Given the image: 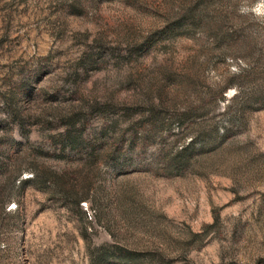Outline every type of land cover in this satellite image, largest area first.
Returning <instances> with one entry per match:
<instances>
[{
  "label": "rangeland",
  "instance_id": "1",
  "mask_svg": "<svg viewBox=\"0 0 264 264\" xmlns=\"http://www.w3.org/2000/svg\"><path fill=\"white\" fill-rule=\"evenodd\" d=\"M0 264H264V0H0Z\"/></svg>",
  "mask_w": 264,
  "mask_h": 264
}]
</instances>
